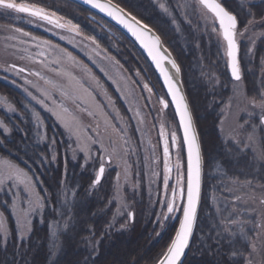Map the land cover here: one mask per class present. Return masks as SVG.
<instances>
[{"label":"trees","instance_id":"1","mask_svg":"<svg viewBox=\"0 0 264 264\" xmlns=\"http://www.w3.org/2000/svg\"><path fill=\"white\" fill-rule=\"evenodd\" d=\"M113 1L115 3H119L121 7L125 8L132 15H135L138 19L154 28L166 43L167 41L165 36L160 29L165 26L167 27L170 22L168 20L172 18L173 21V18H175L176 23L174 24L177 25L175 30L181 32L178 37L184 38V36H187L189 38L188 41L191 43L190 47L193 49L194 56L195 58H198L196 59L198 62L196 65L201 69L198 72L200 75L198 76V84L202 85L206 96L211 98V107L221 105L218 110V115L209 116L210 120L209 118L206 120L200 118L197 119L199 128L202 127L201 130L208 127L206 125L210 122H215L216 124L218 123L217 131L219 132V137H214L212 134L213 130L210 129V138L206 141L207 148L213 149L219 144L226 147L221 133L222 127L226 130H231L233 128L239 129L240 136L238 138L245 140L246 137L242 134L243 128L241 129L240 127L243 122V117H245V115L249 112H252L254 117H260L262 115V111L259 107L254 109L249 104V101L251 100L249 93L252 92L249 84L255 86L260 85L261 82L264 83L263 76L260 73L262 69L264 70V33L261 32V30L264 29V26L260 23V21L264 19V12L258 14L260 7H263L264 9V4H251L247 5V7L244 5L248 12L250 11L253 14V17L249 18H254L256 21L255 26H250L248 32H251V30L254 29H256V31H254L257 32L256 35L252 33V37L254 36L255 41L253 42L251 48L249 47L254 58L253 61L255 62V66L253 67L254 69L252 72L250 71L249 75L257 79L252 82L247 79L245 75L242 81L230 83L228 81L229 71L225 63L226 58H222V55L218 54L216 35L211 33L210 26H206L205 19L200 16L197 11H194V13L191 14L188 10L184 9L183 0H171V8H168V3L170 2L169 0H153L158 6L156 8L157 13L160 12L159 14H156V16L159 18L160 16L168 15L167 17L169 19L166 24L160 23V20H157L153 15V17L150 15L146 16L145 14L148 13L147 9L143 8L140 4L133 6L123 0ZM237 1L222 0L227 9L233 13H236L235 4L238 3ZM243 1L244 0H240L239 3H243ZM26 2L37 3L50 11L58 10L62 13V15L64 14L68 18L80 17L81 24L86 27L88 26L92 29L93 33L101 39L99 40L101 48L98 47L101 49V52H97L94 44L88 42L87 40L82 41L79 37L69 40L68 43L56 44H60L62 46L61 48L68 51V53L75 55L83 65L90 67L94 73L100 74L101 78L99 80V88H92V92L96 95L98 100L106 106L108 113L112 114L115 125H117L119 129L123 130V132H120V134H122L121 143L123 144L125 139L128 140V143L124 145V148L127 149V153L124 156L120 147L117 148V142L119 141L117 139L114 141V138L111 137L112 135L110 136L109 134H104V129L102 130L103 133H98L97 136L101 138L103 145L107 147L109 151H111V149L109 145L107 146V143L110 141L115 142L114 145H116L117 151L123 155V160L127 163L128 179L125 180L124 178V162L119 159H114L113 164L109 167L102 183L94 190L89 191V184L93 178V170L91 171V167L87 166L83 172V178L87 184V188L86 192L77 200L76 211L78 216H80L79 220H81V223L83 224L87 217H85L82 212L84 211L83 208H85L87 204L95 206V209L98 210L97 214L84 224L83 234L77 240H69L68 233L70 228L66 232H63L58 238L59 247L57 248H53L52 246L54 239L53 236L51 234H47L46 232V216L53 215L52 209L54 205L58 207V205L55 204L54 199L52 203L46 205L44 210L37 211L30 217L31 231L28 232V237L25 236L26 238L21 241L17 239L14 240L13 238V230L10 221H14L16 223V217L9 210V208L3 207V202L6 201L5 199L9 200L6 195L8 196L11 194L8 192H0V211L4 213L7 226L11 230L7 239L6 250L3 238L0 237V251L5 253V251H7L9 247L14 246L16 242L19 245L23 244L27 251L29 264H83L85 262H89L91 264H155L158 255L165 249L167 244L170 242L171 237L174 235L175 229L178 227V221L176 219L164 220L163 216L160 215L162 212L166 211V209H164L159 202L164 198L162 192L163 150L157 148V145L155 146L152 142V137H156V139L159 138L158 136L160 135L161 124L165 125L168 132L175 129L178 137H180L172 109L169 107L167 109H163V111L161 110L159 98L164 97L167 99L165 92L155 73L141 53L128 40V38H126L116 28L96 16H93L96 21L92 20L89 17L92 16L90 12L66 0H26ZM145 3L149 5L146 1ZM160 4H167L166 7L170 9L169 12L171 15L158 10L160 9ZM174 10H176V14L171 12ZM13 13L14 12L8 13L4 10H0V26L13 27L10 23L11 21L13 22ZM20 17L28 18L29 16H27V14L20 13ZM240 17L241 16H238L240 20L239 28L243 29L245 25L244 23H247L250 19L245 18V21H243L244 17H242L243 20ZM155 19L157 20V24ZM37 37H41L42 39L44 36H40V34H38ZM197 45L199 46L197 47ZM44 46L46 48V55L43 56L45 65L61 71V66L57 63L50 62L49 58H55L62 61L64 60V56H62L60 52H57V50L47 47L46 45ZM74 46L75 49L72 48ZM177 49L180 50V48ZM248 53L251 54L247 50L246 54ZM175 56L180 65L181 61L187 59L181 60L178 58V55L175 54ZM65 58L67 59V57ZM6 66L7 67L0 66V75L3 71L4 74L12 72L10 65ZM68 66H72L73 68L71 63H68ZM99 66L103 69L100 70ZM6 68L9 70L5 71ZM181 68L184 72L185 70L182 65ZM35 70L51 75V73H48V71L41 68H36ZM76 70L77 72H84V75L87 76L90 71H87V69L85 70L83 67H76ZM70 71L72 72V69ZM137 73H139V75ZM202 73H214L219 78V85L213 90L207 84V79L202 75ZM80 74L83 75V73ZM25 76L26 78L30 77L31 72ZM116 76L120 78L119 80H123L124 83H126V87L124 88L125 91L120 84H118L119 86L114 85L112 80H110L112 78L117 80L118 78ZM117 83L119 82L117 81ZM145 84L152 89L151 98L154 102H151L147 89L144 88ZM118 87L120 92L123 91L126 93L128 99L126 98L123 100V94L118 91ZM234 88H236V91H234ZM227 90L228 92H226ZM102 95L103 97H106L107 95L108 99H102ZM206 96L204 95V100L207 99ZM195 101L196 102L191 100L194 111L197 110L195 109V105L201 104L202 102L200 98L195 99ZM229 102L230 107H228ZM126 103L128 105H126ZM115 107L116 110L118 107L120 113L126 119V127H124L120 120H118V115L117 113L115 114ZM7 110H9V107L0 103V121L2 123L3 117L4 119L12 117L16 119L18 116L16 112ZM91 124H93L92 121H90V125ZM98 126L96 125V127ZM2 128L3 127H0V134L3 133L5 139H7L6 135L9 133L8 131L5 132L2 130ZM107 131L110 132V128ZM61 140L59 139L56 141V145H51L49 143V138L46 137L43 143L44 150L47 151L49 155L45 159V167L49 173H54L48 180L49 194H56L57 187L60 189L58 183V179L60 177L58 174L59 169L56 168L57 165L55 161H52L51 156L53 153L57 152L60 158L59 165H62L61 153H64L67 157L69 156L68 154H70V150H67L66 148L68 139L64 136ZM94 147L95 151L96 148L100 147V144ZM227 147L231 149V154H227L231 157L233 151L238 150L235 145L229 144ZM181 154L184 155L183 151ZM242 154L245 156L241 159L246 162V155L249 154L250 156V153L249 151H244ZM70 155L71 156L68 157L69 160L72 159V154ZM176 156L177 151L175 150L173 154L174 162H176ZM252 158L253 156L251 155L249 159ZM76 159V161H79L78 157ZM118 172L121 174V188L119 189L120 200L117 205L118 201L115 199L117 196L115 183ZM153 172L160 173V177H154ZM172 176V182H174V171ZM234 179L240 178L230 176V180L225 182V187L231 190L228 191L224 189L221 194H216V203H225V198H227V201H231L236 196H239L241 197V201L237 202V207L240 211L241 219L243 220V216L247 217L248 215L255 219L256 217L250 213V211H262L259 208V206L263 207L261 203L259 206L257 204L255 207L252 206L253 203L259 201V194H262V192H260L261 190L254 186L249 189L248 187H243L240 184H234L232 183ZM63 188L67 189L64 185ZM13 191L16 192L19 197V199H17L18 207H25L23 205V185L18 186V188L13 189ZM121 204H126L127 209L121 208L123 213L116 216L115 211ZM128 211L133 213L132 218H129L126 215V212ZM176 215L178 216L179 213ZM114 216V225L108 229L107 226L110 223H113ZM38 223L40 224L39 230L35 229ZM88 225H91L94 228V236L89 235V233L85 231V228ZM31 241H33V243L37 242L38 246L33 247L31 245ZM87 241H91V243ZM94 245H98L95 251L92 250ZM193 251L194 247L191 248V254L184 264H213L214 259L219 258L208 253V256L202 260L200 258V254H198L199 252L196 251L195 254L198 255H195L193 254ZM17 263L20 264L19 259L17 260Z\"/></svg>","mask_w":264,"mask_h":264},{"label":"rangeland","instance_id":"2","mask_svg":"<svg viewBox=\"0 0 264 264\" xmlns=\"http://www.w3.org/2000/svg\"><path fill=\"white\" fill-rule=\"evenodd\" d=\"M128 4L131 5H138L140 4L143 8L147 9V12L145 15H150L151 17H155L157 20H160V23H168L167 20L169 19L168 15H163L158 18L156 14L157 13L156 8L157 3H155L153 0H123ZM145 1L149 4L147 5ZM168 8H171L170 5H172V1L169 0ZM237 1V0H236ZM238 0L237 4H235L236 14L238 16H241L240 18L243 20L242 17L246 19H250L253 17L248 15V10L245 8L244 5H253V4H264V0H244L243 3ZM184 2V0H183ZM225 3V1H224ZM167 4H165L166 6ZM193 0L189 2L187 10L189 13L193 14ZM149 6V7H148ZM160 8V7H159ZM160 11H163L161 8L158 9ZM170 10V9H169ZM263 10V11H262ZM58 16L63 17V20L61 23H65L67 21H71L72 24L77 25L79 29V35H77L74 32H70L67 29H60L55 27L52 24H48L43 21H34L32 18H22L19 14L13 13V27L10 26H0V66L7 67L6 65H15L18 68H25V71L28 73L31 72V76L27 77L25 76V73H19L17 74L16 69H12L11 73L7 72L4 74V71L0 75V103L5 104L6 107L11 106V108H14L18 116L15 119L12 118H5L3 117V126L8 129V135H6L7 139H5L4 134H0V141H2V146H0V154H7V150H11L13 153V156L11 158L15 159L17 163L20 164L22 168L25 169L29 173V176L32 177L33 182L37 185V190L41 192V195H44L45 190L47 193L49 192V184L48 180L49 178L54 174H51L47 171V168L45 167V158L48 155V152L44 150L43 143L46 137L49 138L51 145H56V141L64 136L68 139L66 148L67 150H70V154H72V159L69 160L68 157L71 156H65L64 153H61V162L62 165H59V154H55V160L52 159L53 155L51 156L52 161H55L57 165V169H59L58 174L60 175L58 179V183L62 180H64L65 177V170L67 171V180L65 181V188L67 187V195L69 196L68 200L69 203L72 206V212L74 216V227H70V231L68 233V238L70 241L77 240L82 234H83V227L85 222L89 221L91 218L97 214V211L95 209V206H91L90 204H87L85 208H83V215H85L86 220L83 223H81V220H79L80 216H78L76 207H77V200L80 196H82L86 192L87 184L85 183V180L83 178V172L86 167H82L84 164V154L80 151L75 152V159L73 158V150L77 148L76 140L77 137L80 138L82 142H87L89 138H92L97 141L96 144L92 145L93 151L94 146H98V144H103L101 138H99L98 133L102 134L104 129V134H109L112 138L117 139L119 142H117V148L122 145V134L120 132L116 131V129H119L117 125H115L114 117L111 113H108L107 108L103 103L98 100L96 95L92 92L93 89L99 88V80H100V74L94 73L92 69L88 66H85L82 64V62L75 56L72 55L74 58L73 60L66 59L64 57V62L57 59H51L49 58L50 62L54 63V61H59L57 64H59L62 68L61 71L58 69H53L52 67L45 65V63H41V61H44V55H46V48L45 46L40 43V40L50 41L51 44L57 45L56 43H68L69 40L75 39L76 37H79L82 41L87 40L88 42L95 45V48L97 49V52H101L99 48H101V43L97 35L93 33L92 29H90L88 26L81 24L80 17H72L68 18L64 14L58 10H54ZM151 11V12H150ZM176 14V10L171 11ZM264 12L263 7H260V11ZM153 15V16H152ZM264 15V14H263ZM150 17V18H151ZM250 17V18H249ZM153 19V18H152ZM155 19V22L157 24V20ZM168 23V26L162 27L160 30H162V33L165 36V39L167 41V47H169L170 51L172 52L174 58L177 57L181 60V65L184 68H181V72L183 74V83L186 90V94L188 97V101L194 116V120L197 126V129H199L198 133L200 136V142L202 145V152L204 156V186H203V197L204 201L206 202L204 205H202V213H201V221L200 225L198 227V234L194 245V251L199 252L198 254H202V256L206 257L208 256V250L206 245H210L211 241H208L206 237L202 238V233L200 231L201 228L207 229V225L211 223L210 220H206L205 214L208 212V205H210L212 202L210 200V197L218 194L217 189L220 187V183L225 178L236 177L240 178L239 180L244 179H252L253 176L256 177V179L253 180V186L260 189L259 191L262 192V194H259V203H253L252 206L255 207L257 204L260 205V200L264 198V188L260 187V185H264V141L259 142H251L248 143L251 144V146L256 149V159L255 161L252 159H247V161H242L240 157V154L238 151H233L232 157L230 155L226 154V147L220 145L215 148H207L206 141L208 138H210V129L213 130V136L218 137L215 132L218 127V123L210 122L208 127L205 129L199 128V124L197 119H208L210 120L211 115L216 116L218 115V107L219 106H213L211 107L212 103H210L211 98L206 96V93L204 91V88L202 85H199L198 82V72L201 70L196 65L198 62L195 58L193 49L191 46V43L188 41V37H178V35L181 33L178 30H175L177 28V25H175L172 21V18ZM246 24V23H244ZM264 26V24H262ZM158 26V25H157ZM185 26V25H184ZM159 27V26H158ZM20 28L25 32L30 33L29 37H23L20 33L14 31V29ZM160 28V27H159ZM169 30V31H168ZM256 31V29H254ZM253 30V34H257ZM261 32L264 33V29L261 30ZM38 34L42 37H37ZM37 37V40H32L31 37ZM64 37L61 39V37ZM85 37H91L92 39H85ZM40 38V39H39ZM254 36L251 38H248V34H245L243 37H239L238 41L243 46V50H241L240 54V61H243L241 63V69H242V75L243 73L250 74V71H253V67L255 66V62L253 61V55L246 54V51L251 48L252 44L250 41L253 40ZM255 39V38H254ZM54 43H53V41ZM93 40L95 43H93ZM23 41V42H22ZM250 43V44H247ZM39 44V47L37 46ZM60 45V44H59ZM57 45V46H59ZM166 45V44H165ZM180 45V46H179ZM44 46V47H43ZM62 46L60 45L57 50L59 52V49ZM99 47V48H98ZM250 47V48H249ZM75 49V46L72 47ZM177 48H180L178 50ZM194 48V47H193ZM66 51V50H65ZM43 52L44 55L40 56L39 53ZM68 52V51H66ZM175 52V53H174ZM177 61V59H176ZM68 63H71L72 66H68ZM179 64V62L177 61ZM180 65V64H179ZM180 65V66H181ZM76 67H83L85 70L89 71V75H84V72L76 70ZM99 69L102 70L103 68ZM43 69L48 71V73H51V75H48L47 73H44L42 71H36L35 69ZM72 69V72L70 71ZM56 70V71H55ZM39 72L40 75H35L34 73ZM80 73H83L81 75ZM261 75L264 77V70L262 69L260 71ZM259 73V74H260ZM185 74V76H184ZM260 75V76H261ZM85 76V77H84ZM261 76V77H262ZM43 77V78H42ZM117 77V76H116ZM118 78V77H117ZM141 79L140 77H138ZM120 78L116 79H110L112 80V83L114 85L120 86L124 88L126 87V83H124L123 80H119ZM27 81V83H26ZM48 81L54 82L56 85L55 88H53L52 84L48 83ZM117 81L119 83H117ZM264 81V79H263ZM146 82V81H145ZM148 84V83H147ZM252 92L249 93L252 98H256L259 100V95L264 94V83L261 82L260 85L252 86ZM119 91V87L117 88ZM27 90V91H26ZM125 91V90H124ZM101 92V91H100ZM120 92V91H119ZM228 92V90L226 91ZM29 93L32 95L30 96ZM123 94V100L128 99L126 96V93L123 91L120 92ZM147 93L150 97L151 102H154L151 98V94L148 90ZM190 95V97H189ZM204 95L207 97V99H203ZM32 96L37 97V100H43V105L38 103L37 100L32 99ZM125 97V98H124ZM102 99L106 100L108 99L107 95L106 97L101 96ZM201 99V104L195 105L196 111H194V108L191 104V100L196 102L195 99ZM126 105H128L126 103ZM201 106V107H200ZM116 110V107H115ZM155 110V109H154ZM9 111V110H7ZM38 113L39 119L36 118V116L33 115V113ZM118 115V120H120L121 124L126 127V119L122 114L120 113L118 107L115 111V114ZM264 115V112H262ZM116 116V115H115ZM175 117V116H174ZM165 119V118H164ZM249 120H251L250 117H248ZM90 121H92L93 124L90 125ZM166 121V119H165ZM1 122V121H0ZM67 125V127H66ZM96 125L101 127H96ZM4 127L2 130H4ZM108 132L107 130H109ZM256 129V128H255ZM1 130V132H2ZM175 130V129H173ZM155 136V135H154ZM159 138L156 139V137H152V142L157 145V148H163L162 143ZM247 137V136H246ZM262 138V137H261ZM55 140V143L52 141ZM62 141V140H61ZM159 144H162L161 146ZM109 145L111 151L113 147H116V145H113L107 143V146ZM56 148V147H54ZM116 148V149H117ZM120 150L123 153V150L120 148ZM59 153V149H58ZM63 154V155H62ZM124 154V153H123ZM67 155V154H66ZM253 155V151H252ZM125 156V154H124ZM79 161H76L77 158ZM80 157V158H79ZM81 159V160H80ZM26 161V163H25ZM71 161V162H70ZM72 163V164H70ZM109 167H107L108 171ZM92 171V168H91ZM224 179V180H225ZM60 186V184H59ZM249 188V187H248ZM250 189V188H249ZM59 187H57L56 192H58ZM73 190H75L76 195L73 197ZM262 195V196H260ZM6 197L9 198L5 199L9 205L12 201L11 195H6ZM11 197V198H10ZM119 203H117L118 205ZM224 203H221L220 206L223 207ZM23 205L26 207V202H23ZM256 205V206H257ZM46 207V206H45ZM264 207V205H263ZM259 208L262 210L261 212L258 211H250L256 218L254 219L251 216L244 217L243 220H247L248 223L245 224V228L252 229L254 226V223L256 221H261L264 223V208ZM118 209V208H117ZM117 209L115 213H117ZM44 210V209H43ZM121 209V214H122ZM117 216V214H115ZM58 214L53 211V215H47L46 216V232L47 234H51L55 230L54 227H51L53 225V221L58 220ZM12 225L13 230V238L14 240L17 239V225L13 221H10ZM14 227V228H13ZM40 224L38 223L35 227V229L39 230ZM260 234L262 237H264V229H260ZM24 238L28 237V232L23 233ZM26 236V237H25ZM31 241V245L33 247H37V242L33 243ZM0 264H16L17 260H20V264H29L28 258H27V251L24 245L18 244L17 242L14 244V246H11L5 251V253H2L0 251ZM192 254V255H193ZM195 254V255H198ZM21 257V258H19ZM201 262V261H200ZM18 264V263H17ZM83 264H91L89 262H85Z\"/></svg>","mask_w":264,"mask_h":264},{"label":"snow or ice","instance_id":"3","mask_svg":"<svg viewBox=\"0 0 264 264\" xmlns=\"http://www.w3.org/2000/svg\"><path fill=\"white\" fill-rule=\"evenodd\" d=\"M85 2L122 24L140 41L148 51L156 67L160 70L164 78V83L167 86L168 94L171 96V101L164 97L159 98L161 110L167 109L170 103L175 105V112L179 117L178 127L183 130V136L182 138L178 137L176 130L168 132L165 125L161 124L160 137L163 142L162 192L164 198L159 202L166 209L165 212L160 214L163 216V219H176L178 221V227L175 229L170 242L158 255L155 264H180L181 258L184 256L186 249L189 248L191 239L197 230L201 207L206 203L202 194L201 143L198 139V133L193 126V116L189 101L182 89L183 81L177 79L181 75V66L172 57L168 48L164 46L161 37L155 34L149 25L137 19L135 15L125 11L119 3H114L113 0H85ZM159 7L171 15L169 9L164 4H160ZM192 7L194 11H197L205 19L206 26H210L211 33L216 35L218 54H221L222 58H226L225 63L230 70L231 80L234 82L242 81L238 37H243L249 31L250 26H255L256 21L254 18L250 19L244 25L243 29H240L237 14L229 11L222 3V0H193ZM0 10L8 13L27 14V16L34 18V21H43L57 28L67 29L77 35L80 34L77 25L72 24L71 21L61 23L63 17L58 16L55 11H50L37 3H29L26 0H19V2L18 0H0ZM248 15L252 16L253 14L249 11ZM173 23H176L175 18H173ZM260 23L264 24V19ZM14 31L20 33L23 37L30 36V33L20 28H16ZM63 38L62 36L61 39ZM31 39L37 40L38 38L32 36ZM85 39L92 38L85 37ZM40 43L54 50L59 48V46L51 44L50 41L44 40L40 41ZM93 43H95L94 40ZM37 46L39 47V44ZM59 52L62 56L74 61L71 53L66 52L64 49H59ZM249 52H251V49H249ZM39 55L43 56L44 53L41 52ZM58 62L54 61V63ZM41 63H44V61H41ZM166 63L170 65V68L165 66ZM10 68L15 69L16 66L11 65ZM7 70L9 69L6 68L5 71ZM23 72H25V68L23 67L17 70V74ZM34 74L40 75L39 72ZM137 74L139 75V73ZM202 75L206 77L207 84L213 90L219 85V78L214 73H202ZM48 83L52 84L53 88L56 87L54 82L48 81ZM144 88L150 93L152 92V89L147 84L144 85ZM234 91H236V88H234ZM29 95L31 96L32 94L29 93ZM32 99L37 100V97L32 96ZM37 102L42 105L44 103L43 100H37ZM249 104L252 108L259 107L264 112V94L259 95V100L252 98ZM228 107H230V102ZM9 110L15 111L11 106H9ZM33 115L39 119L38 113L34 112ZM260 122L264 125V115L260 116ZM0 127H4L2 122H0ZM242 128L243 125H241ZM4 131L7 132L8 129L4 127ZM116 131L123 132L122 129H116ZM221 133L228 154H231V149L227 146L229 144L235 145L240 152L253 151V160L255 161L256 149L250 143L238 138L240 136L239 129L233 128L226 130L222 127ZM248 141H252L251 136L248 137ZM52 142L55 143V140ZM2 143L0 141V146H2ZM96 143L97 141L92 138H89L87 142H82L77 137V148L73 150V158L75 159L76 151L82 152L84 154V164L82 167L90 166L93 170V178L89 184V191L94 190L102 183L106 168L112 166L114 159H119L124 162V178L125 180L128 179L127 163L123 160V155L117 151L116 147H113L112 151H109L107 147L101 144L99 148L93 151L92 145ZM127 143L128 140L125 139L123 144L120 145L124 154L127 153V149L124 148V145ZM110 144L114 145L115 142L110 141ZM185 148L186 159L181 154ZM172 149H176L177 151L174 165L171 162ZM12 156L13 153L10 149L7 150V154H0V192H8L13 197L11 205L5 201L3 202V207L9 208L16 217L17 238L21 241L24 239L23 233L31 231L30 217L37 211H42L54 199L58 207L54 205L52 210L58 214L59 219L53 221V225L51 226L55 229L52 232L54 238L52 246L53 248L59 247V236L70 227H74L72 206L68 200L67 190L63 188L67 180V171L65 170L64 180L59 182L60 189L56 194H49L45 190L44 195H41L32 177L29 176V173L15 159L11 158ZM52 159L55 160V154H53ZM173 171L175 172L174 182H172ZM153 176L160 177V173L153 172ZM120 178L121 174L118 172L115 183L117 191L115 199H117L118 203L120 200L119 189L121 188ZM254 179H256L255 176L252 179H234L232 183L251 188ZM20 185H23V201L27 204V207L23 208L18 207L17 199L19 197L13 191V189L18 188ZM260 187L264 188V185H260ZM226 190L230 191L231 189L226 188ZM75 195L76 192L73 190V197ZM210 200L212 203L208 205V212L205 214V217L211 223L207 225L206 230L201 228L200 231L202 238L206 237L208 241H211L210 245H206L208 252L214 257H219L218 259H214L213 264H264V237L261 236L259 231L260 229H264V223L256 221L252 229L246 230L245 224L248 221L241 219L240 211L237 207V202L241 201V197L239 196H236L231 201H227V198H225L226 202L223 204V207L216 203L217 197L215 195L211 196ZM260 203L264 205V198L260 200ZM121 208L127 209V205L121 204L117 209V215L121 214ZM177 213H179L178 216L176 215ZM126 215L132 218L133 213L128 211ZM114 221L115 216L113 223L107 226L108 229L113 227ZM85 231L91 236L95 235V230L91 225H88ZM10 233L11 230L7 226L6 217L0 211V237L3 238L5 250ZM87 242L91 243V241ZM97 246L94 245L92 250L95 251Z\"/></svg>","mask_w":264,"mask_h":264},{"label":"water","instance_id":"4","mask_svg":"<svg viewBox=\"0 0 264 264\" xmlns=\"http://www.w3.org/2000/svg\"><path fill=\"white\" fill-rule=\"evenodd\" d=\"M66 1H69L85 10H87L88 12H90L91 14L101 18L102 20H104L105 22H107L108 24H110L111 26H113L114 28H116L119 32H121L126 38H128V40L138 49V51L142 54V56L144 57V59L148 62L149 66L152 68L153 72L155 73L156 77L158 78L165 94H166V97H167V100L171 101V96L168 94V89H167V86L165 85L164 83V78L163 76L161 75L160 73V70L156 67L154 61L152 60V58L149 56L148 54V51L143 47V45L140 43V41H138L136 39V37H134L129 31L127 28H125L122 24L118 23L116 20H114L112 17L108 16L106 13L104 12H101L99 9L97 8H93L91 6V4H88L85 2V0H66ZM126 11V10H125ZM151 28V27H150ZM152 29V28H151ZM153 30V29H152ZM153 32L155 34H157L155 32V30H153ZM158 35V34H157ZM162 40V38H161ZM163 41V40H162ZM165 46V45H164ZM166 47V46H165ZM169 50V49H168ZM170 51V50H169ZM172 54V53H171ZM172 57L174 58L173 54H172ZM166 67L170 68V65H168L167 63L165 64ZM178 80H182V73L179 77H177ZM182 89L184 91V93L186 94V90H185V87H184V84H182ZM186 97H187V94H186ZM188 99V97H187ZM174 113V116H175V119H176V122H177V125L179 123V117L178 115L176 114L175 112V105L174 104H171L169 105ZM191 109V107H190ZM192 112V110H191ZM192 116H193V113H192ZM193 126L194 128L196 129L197 133H198V130H197V126H196V123H195V120H194V116H193ZM179 128V127H178ZM179 131H180V135H181V138L183 136V130L181 128H179ZM198 139L200 141V136H199V133H198ZM201 143V142H200ZM202 148V146H201ZM184 155H185V159H186V148L184 149ZM204 156H203V152H202V185H203V182H204ZM202 194H203V187H202ZM195 235V233H194ZM194 235L191 239V242H190V246L188 249H186L185 251V254L184 256L181 258V262L180 264H184L186 258L188 257V254H189V251H190V248H191V245H192V241H193V238H194Z\"/></svg>","mask_w":264,"mask_h":264},{"label":"flooded vegetation","instance_id":"5","mask_svg":"<svg viewBox=\"0 0 264 264\" xmlns=\"http://www.w3.org/2000/svg\"><path fill=\"white\" fill-rule=\"evenodd\" d=\"M190 0H184V9L187 10L188 8V4H189ZM240 24V23H239ZM252 33H253V30H251V32H247L248 34V38H251L252 37ZM255 41V39L253 38V40H251L250 42L253 43ZM246 77L247 79H249L250 81L253 82V80H256L257 78H253V76H250L249 74L246 73ZM264 79V77H263ZM228 81L230 83H232V80H231V77L230 75H228ZM252 87L253 85H250L249 84V87ZM251 91H252V88H251ZM221 105H219L218 108H220ZM219 110V109H218ZM248 117L251 118V120L248 119ZM259 119V121H258ZM243 122L241 123V125H243V129H242V134L246 137L245 138V142H249L248 141V137L251 136L252 137V141L251 142H259L260 140L261 141H264V125L261 124L260 122V117H254L252 115V112H249L248 114L245 115V117H243ZM240 125V127H241ZM256 128V129H255ZM215 134L218 136L219 132L217 131L216 129V132ZM219 137V136H218ZM262 137V138H261ZM220 146V144L218 145ZM217 147V146H216ZM226 151V150H225ZM238 151V150H237ZM249 153H250V156L252 155V151L251 150H248ZM240 156L244 157L245 155L242 154V152L238 151ZM247 152V151H246ZM226 154H228V152L226 151ZM249 154L246 155L247 159L250 157ZM253 156V155H252ZM240 157V158H242ZM225 179V178H224ZM223 179V181L220 183V187L217 189V192L218 194H221L222 193V190L226 189L225 187V182L230 180V178H226L225 180ZM200 258L202 260L205 259L204 256H202V254H200Z\"/></svg>","mask_w":264,"mask_h":264}]
</instances>
